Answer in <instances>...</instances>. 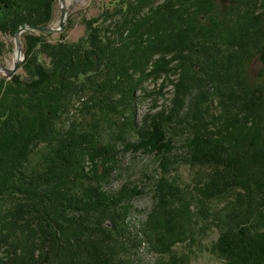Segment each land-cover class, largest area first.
I'll return each instance as SVG.
<instances>
[{"label":"trees","instance_id":"trees-1","mask_svg":"<svg viewBox=\"0 0 264 264\" xmlns=\"http://www.w3.org/2000/svg\"><path fill=\"white\" fill-rule=\"evenodd\" d=\"M53 1L0 0V33L49 25ZM82 23L75 41L21 32V70L0 76V264H130L144 192L106 188L123 151L158 161L140 228L157 264H189L174 246L199 223L222 264H264V75L247 72L264 63V0H118ZM171 72L170 107L137 122L136 89ZM175 128L204 169L192 185L173 173Z\"/></svg>","mask_w":264,"mask_h":264},{"label":"rangeland","instance_id":"rangeland-1","mask_svg":"<svg viewBox=\"0 0 264 264\" xmlns=\"http://www.w3.org/2000/svg\"><path fill=\"white\" fill-rule=\"evenodd\" d=\"M118 0H64L66 6V19L64 21L63 29L58 32L48 31H34L37 34H43L47 39L56 41L59 39L67 41H75L84 34L83 18L98 15L101 10L108 5L114 4ZM162 0H158L160 2ZM222 5H228L230 0H220ZM53 19L50 26L59 27L60 22V3L59 0L52 2ZM26 25V24H25ZM23 25V26H25ZM22 32V33H23ZM21 36V34H20ZM15 33H0V63L5 66H12L13 57L16 53ZM22 43V40H21ZM24 54V52H23ZM41 58L47 62L48 57L41 55ZM24 59V58H23ZM23 61V60H22ZM21 61V62H22ZM21 67L17 70L20 72ZM249 78L256 79L260 74L264 75V63L258 56H254L248 64ZM0 76H6V73L0 70ZM178 72H171L167 78L161 76L158 79H146L135 91L136 95V115L135 120L141 122L143 117L148 113L156 112L157 109L168 108L174 96V84L172 81H177ZM218 99H213V108L218 112ZM175 151L173 155V173L182 185H192L195 182L196 170H200L204 174V169L191 167L182 162L181 155L184 154L185 148L182 144L184 131L181 128H175ZM128 139H133L131 134H128ZM122 144H118V148H122ZM120 164L117 165L107 181L106 188L110 190L119 189L123 184L129 187L138 186L143 190L142 195H135L130 199L131 212L127 220L131 224V229L134 232H139V236L143 240L139 246L136 245L138 239L134 242H129L125 256L129 258L130 264H157L159 260V253L152 246V243L143 238L141 227L145 221L148 212L153 203V181L157 178L156 170L158 168V161L153 154L145 152H120ZM198 174H200L198 172ZM222 205L219 201L215 203L218 208ZM203 224V223H202ZM199 223V229L196 230L199 235L194 241L187 240L178 243L174 246L178 254H188L191 257L189 264H222L220 258L213 253L211 245L218 235V230L215 226H206Z\"/></svg>","mask_w":264,"mask_h":264},{"label":"water","instance_id":"water-1","mask_svg":"<svg viewBox=\"0 0 264 264\" xmlns=\"http://www.w3.org/2000/svg\"><path fill=\"white\" fill-rule=\"evenodd\" d=\"M60 3V10H61V15L60 17V22H59V27H53L50 25H30L26 24L25 26H20L16 32H15V44H16V54L18 59L14 60L12 66H5L0 63V70L4 71L6 73L7 77H11L13 74L17 72V70L21 67V61L24 58L23 54V47L21 43V32L24 30H36V31H50V32H58L63 29L64 26V21L66 19V6L64 0H59Z\"/></svg>","mask_w":264,"mask_h":264},{"label":"bare ground","instance_id":"bare-ground-1","mask_svg":"<svg viewBox=\"0 0 264 264\" xmlns=\"http://www.w3.org/2000/svg\"><path fill=\"white\" fill-rule=\"evenodd\" d=\"M12 57H13V61H14V60L18 59L19 56H17V54L15 53L14 56H12Z\"/></svg>","mask_w":264,"mask_h":264}]
</instances>
